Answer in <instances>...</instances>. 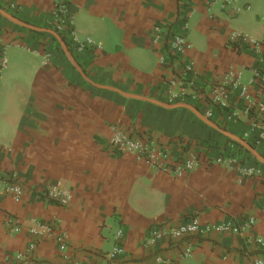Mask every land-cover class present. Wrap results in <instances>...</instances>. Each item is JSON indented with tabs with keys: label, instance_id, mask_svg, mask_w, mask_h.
Returning <instances> with one entry per match:
<instances>
[{
	"label": "crops",
	"instance_id": "1",
	"mask_svg": "<svg viewBox=\"0 0 264 264\" xmlns=\"http://www.w3.org/2000/svg\"><path fill=\"white\" fill-rule=\"evenodd\" d=\"M0 8L36 28L0 14V36L10 45L9 66L0 75V178L24 191L19 199L0 191V264H252L264 258V156L253 145L255 133L245 137L252 125L246 104L232 108L239 117L229 123L220 109L208 118L205 103H168L164 82L172 74L159 63L166 46L152 38L155 25L187 37L192 49L184 60L194 63L200 87L238 70L249 85L253 71L264 68V54L247 43L233 48L229 35L263 40L264 0H73L74 28L101 49L76 52L58 33L69 54L41 31L56 32L55 0H6ZM112 127L162 146L170 170L117 151ZM230 144L254 174L203 159L229 155ZM191 154L201 157L199 166L175 173ZM53 186L70 194L68 205L49 197ZM194 219L215 228L153 237ZM227 224L237 231L222 230Z\"/></svg>",
	"mask_w": 264,
	"mask_h": 264
},
{
	"label": "built area",
	"instance_id": "2",
	"mask_svg": "<svg viewBox=\"0 0 264 264\" xmlns=\"http://www.w3.org/2000/svg\"><path fill=\"white\" fill-rule=\"evenodd\" d=\"M6 0H0V4ZM73 0H55L54 9V28L57 33L62 35L69 47L76 52H83L85 50H99V46L90 38H83L74 28V22L71 14V3ZM9 7L14 10L16 5L9 4ZM153 43H164L166 52L161 56L159 63L161 66L168 69L172 74L169 80H165V93L167 95V102L173 103L177 100L187 101L191 100L195 104L205 103L210 107L206 115L208 118L214 116V109H220L226 112V121L234 122L238 119L239 114L233 110L238 102L246 104L245 114L248 115L252 121L251 129L245 134V137H250L255 133L253 145L260 150L264 156V68L255 69L253 71V78L249 85L242 82V70L230 71L221 79L207 88L200 87L196 83L198 73L195 70L194 63L191 60H184L188 51L192 49L191 43L187 37L178 33H166L159 25H155L152 31ZM229 43L233 48L237 49L243 43H247L258 54H264V39L254 40L247 35L233 31L229 35ZM10 45L6 44L3 37L0 36V75L1 72L8 68L9 58L7 49ZM1 78V76H0ZM206 84H203L205 86ZM204 88V89H203ZM254 90V92L252 91ZM252 91V92H251ZM111 143L119 152L133 154L139 161H147L154 168H158L168 172L169 167V152L160 145L147 146L142 144L139 140L132 137L128 132L112 127ZM234 144H230L231 153L227 156L221 157H204L207 164H219L228 168H236L243 171L245 174H254V169H245L243 161L236 155L232 154L234 151ZM201 163V157L191 154L182 159L176 166L175 173L182 175L185 172L194 171ZM0 191L14 196L19 199L24 193L20 185H9L0 178ZM49 197L57 201L60 205H68L71 196L66 192L59 190L58 186H53L49 191ZM254 220L249 222V225L254 224ZM215 227L212 225H203L198 219L181 225L173 230H157L153 233V237L160 239L163 236H172L174 238H183L187 236L206 234ZM232 229L237 231V228L232 224H227L222 227V230ZM61 243L60 250L65 251V236L59 237ZM120 251V250H119ZM189 257L190 254H186ZM17 260H22V256L18 255ZM27 264H35L28 262ZM252 264H264V258H257Z\"/></svg>",
	"mask_w": 264,
	"mask_h": 264
},
{
	"label": "water",
	"instance_id": "3",
	"mask_svg": "<svg viewBox=\"0 0 264 264\" xmlns=\"http://www.w3.org/2000/svg\"><path fill=\"white\" fill-rule=\"evenodd\" d=\"M0 14H1L2 16H4L5 18L9 19L10 21L16 23V24H19V25L24 26V27H27V28L36 29L35 27H32V26H30V25H28V24H26V23H24V22H22V21H20V20H17L16 18L12 17L11 15H9L8 13H6V12H5L4 10H2L1 8H0ZM41 31H45V32H48V33L53 34V35H54V36H55V37L61 42V44L63 45L64 49H65L66 52H68V54H69V51L67 50L65 44L63 43L62 38L59 36V34H58L57 32H55V31H51V30H41Z\"/></svg>",
	"mask_w": 264,
	"mask_h": 264
},
{
	"label": "rangeland",
	"instance_id": "4",
	"mask_svg": "<svg viewBox=\"0 0 264 264\" xmlns=\"http://www.w3.org/2000/svg\"><path fill=\"white\" fill-rule=\"evenodd\" d=\"M252 39H255V38H252Z\"/></svg>",
	"mask_w": 264,
	"mask_h": 264
}]
</instances>
